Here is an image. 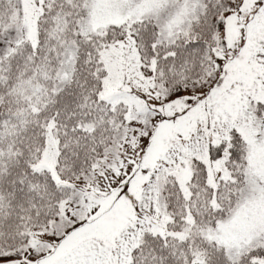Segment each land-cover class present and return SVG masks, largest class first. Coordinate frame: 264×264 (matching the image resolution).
I'll list each match as a JSON object with an SVG mask.
<instances>
[{
  "label": "snow or ice",
  "instance_id": "snow-or-ice-1",
  "mask_svg": "<svg viewBox=\"0 0 264 264\" xmlns=\"http://www.w3.org/2000/svg\"><path fill=\"white\" fill-rule=\"evenodd\" d=\"M0 264H264V0H0Z\"/></svg>",
  "mask_w": 264,
  "mask_h": 264
}]
</instances>
